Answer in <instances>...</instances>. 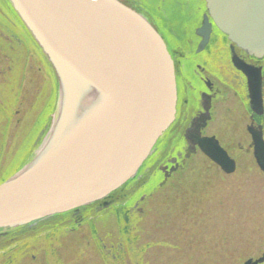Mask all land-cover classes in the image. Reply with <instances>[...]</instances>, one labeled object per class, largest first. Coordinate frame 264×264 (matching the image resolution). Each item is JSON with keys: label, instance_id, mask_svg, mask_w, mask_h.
Wrapping results in <instances>:
<instances>
[{"label": "water", "instance_id": "obj_1", "mask_svg": "<svg viewBox=\"0 0 264 264\" xmlns=\"http://www.w3.org/2000/svg\"><path fill=\"white\" fill-rule=\"evenodd\" d=\"M46 59L56 84L55 113L34 157L0 184V237L51 215L79 210L107 198L133 177L176 111L173 62L151 21L119 0H7ZM197 31L201 45L210 24L233 47L264 57V0H204ZM232 62L246 79L251 112L246 133L264 175V138L253 116L263 113L262 66ZM184 133L226 175L237 162L214 135L202 136L208 105ZM264 254L243 264H263Z\"/></svg>", "mask_w": 264, "mask_h": 264}, {"label": "rangeland", "instance_id": "obj_2", "mask_svg": "<svg viewBox=\"0 0 264 264\" xmlns=\"http://www.w3.org/2000/svg\"><path fill=\"white\" fill-rule=\"evenodd\" d=\"M49 69L0 1V180L34 152L32 144H38L50 123H43L53 102ZM227 112H218L206 132L237 161L236 171L224 175L197 153L181 172L151 192L136 185L128 195L142 200L136 207L133 234L125 238L131 244L125 259L135 264H243L264 253V175L251 152L245 151L250 141L246 112ZM155 170L145 169L140 181ZM160 179L155 175L149 183ZM113 224L98 227L105 250L123 244ZM85 229L61 231L48 246L42 241L28 251L22 246L23 258L17 264H103ZM44 233L40 227L22 238H41Z\"/></svg>", "mask_w": 264, "mask_h": 264}, {"label": "flooded vegetation", "instance_id": "obj_3", "mask_svg": "<svg viewBox=\"0 0 264 264\" xmlns=\"http://www.w3.org/2000/svg\"><path fill=\"white\" fill-rule=\"evenodd\" d=\"M119 1L124 5L134 8L137 11L143 13V15L151 21L155 29L163 37L164 43L166 44L174 62L177 98L175 119L172 125L158 140L154 147V150L152 151L146 162H149L156 157L157 151L161 148L163 141L168 135H173L174 133L180 138L184 139V131L190 126L194 118H197L199 115L204 113V108L206 105H208V113L210 119L207 122L206 129L202 131V136H210L207 134L206 130L209 128L210 123L216 120V118H219L218 112H222L224 110H228L227 113H237L239 109H242L244 112H246L249 122L251 112L248 107L246 79L241 74V72L235 70L232 65L233 52L231 51L232 46L230 41L222 32H220L216 28V26L209 18L208 24H210L211 26L208 41L204 46V49L202 48V52L196 53V50L200 46V42L202 41V38L197 34V31L203 25V16L207 14L205 10L204 0H195V2H199L202 12L200 17L196 19L195 26L194 24H189L190 26L188 27L190 29V48H194V51H192V54L189 58H187L186 56V47L184 46L185 40H178L176 37L174 38L170 35H168V37L167 32L165 31V25L167 22V15L165 13V10L169 5L171 8V12H176L177 10L174 8L177 6H173V4H171L172 2L177 3L175 2V0ZM188 18L189 16L183 17V21H186L184 23L185 26L187 25ZM234 53L244 59L246 63H250L256 66H262V79L264 82L263 60L258 61L256 59L246 57L242 52L235 49ZM253 119L255 123L262 124V122L264 121V103L262 115L253 116ZM177 126L179 128L178 133L174 131V128ZM182 132L183 135L181 134ZM182 146L185 147L186 145L183 143ZM165 162L166 163L161 167H158V169L162 173L163 178L165 176H171L175 171L181 168L183 162L185 163L184 153L180 152L176 155L175 158H171ZM127 188L128 186L126 185V188L124 186L113 196L107 197L102 201L85 207L82 215H78L77 212H69L68 214H65L66 217L68 216V219L65 218L64 221L49 220L45 223V225H43V228L47 233L43 234L42 239L47 243L48 246L51 243L50 239L54 232L48 228L59 229L63 228L62 226H65V229L73 232H81V230L86 228L88 233L87 239L91 238V241H93L92 237L94 236V232L91 231L89 227L93 229V227L96 228V225L95 223H93L92 227V223L89 222H93L91 217L92 215H94L95 218L100 217L99 222L97 223H100L102 226L109 223L119 225L121 220L130 221L132 215H134L135 211L138 210L136 207L140 200H142V197H140L138 200V198H135L134 196H129L128 193L130 192L126 190ZM129 208L130 210L126 211ZM122 212L126 213V219L125 217H123L125 214ZM116 214L118 217L115 218L114 215ZM119 214H122V216L120 217ZM112 217L114 219V222L110 220ZM75 223L78 224L76 225ZM115 230L117 231V227ZM84 232H86V230ZM29 233L30 231L24 234L23 231H11L6 235L0 237V250L3 251H1L2 254L0 255V260L3 259L1 260L2 262H0V264H13L15 261H19V258L23 255L21 254L22 252L19 253L21 250H23L22 246H24L25 248L27 247L26 251H28L31 247L25 246L24 241L28 239L22 238L25 234ZM56 235L57 234H55L54 236ZM93 242L100 253V259L103 264H135L134 260H130L129 258L125 260L123 259V261H119V255H122L123 257L124 255L127 256V254L130 252V247H124V245H111L107 250H105V247L107 246L102 243V240L99 237H95ZM18 249L21 250L16 252ZM13 252L14 254L10 255V253ZM7 253L9 254L6 255ZM260 256H262V253ZM16 257H18V259L15 260Z\"/></svg>", "mask_w": 264, "mask_h": 264}, {"label": "bare ground", "instance_id": "obj_4", "mask_svg": "<svg viewBox=\"0 0 264 264\" xmlns=\"http://www.w3.org/2000/svg\"><path fill=\"white\" fill-rule=\"evenodd\" d=\"M1 2H3V4L4 5H6V3L10 6V4L8 3V1L7 0H0ZM175 2H177V3H180V4H177V3H171V4H173V6H177V7H173L174 9H176L177 11L175 12V11H172L171 12V8H170V6L168 5L167 6V8H166V15H167V22H166V27H165V31L167 32V36L168 35H170V36H172V37H176L178 40H185V43H184V46L186 47V56H187V58H189L190 56H191V54H192V51H194V48L192 47V48H190V45H191V40L189 39L190 38V29L188 28L190 25L189 24H194V26H195V23H196V19L197 18H199L200 17V15H201V12H202V10H201V6H200V4H199V2H195V0H175ZM10 8H11V6H10ZM11 11L12 12H14L13 11V9L11 8ZM14 14H15V12H14ZM15 16H16V14H15ZM186 16H189V18H188V20H187V25L185 26L184 25V23L186 22V21H183L184 19H183V17H186ZM205 16V15H204ZM203 16V18H202V22H203V20H204V17ZM16 18H17V16H16ZM177 18H179L181 21H178V19ZM18 19V18H17ZM19 20V19H18ZM20 21V20H19ZM193 21V22H192ZM21 23V22H20ZM22 24V23H21ZM23 26V25H22ZM203 26V25H202ZM24 27V26H23ZM202 28V27H201ZM200 28V29H201ZM199 29V30H200ZM158 32V31H157ZM210 32V31H209ZM159 33V32H158ZM159 35L161 36V34L159 33ZM200 36V35H199ZM169 37V36H168ZM161 38L163 39V37L161 36ZM202 38V37H201ZM209 38V37H208ZM31 39V38H30ZM32 40V39H31ZM163 41H164V39H163ZM201 43V42H200ZM207 43V42H206ZM206 43L204 44V45H202V46H199L198 48H197V50H196V53H200V52H202V50L204 49V46L206 45ZM201 45V44H200ZM35 47H36V45H34ZM165 46H166V44H165ZM231 46L233 47L234 45H232L231 44ZM190 48V49H189ZM203 48V49H202ZM234 49L235 50H238V51H240V52H242L246 57H249V58H252V59H255V57H251V56H249V55H247V53L246 52H244V51H242L241 49H238V48H236V47H234ZM166 50L168 51V48H167V46H166ZM168 53H169V56H170V58H171V60H172V62H173V59H172V56L170 55V52L168 51ZM233 53H234V50H233ZM235 54V53H234ZM236 55V54H235ZM237 57H238V59H240V60H244V59H242L241 57H239L238 55H236ZM257 60V59H256ZM260 60H263V63H264V57L262 58V59H260ZM260 60H258V61H260ZM246 63V62H245ZM46 64H47V62H46ZM232 65H233V67H234V69L235 70H237L238 71V69L234 66V64H233V62H232ZM173 67H174V62H173ZM240 72V71H239ZM174 75H175V68H174ZM55 105L57 106V101L54 103V109H53V113H55V109H56V107H55ZM54 115V114H53ZM52 120H53V116H52V119H51V121H50V123H49V125H48V127L50 128V125H51V123H52ZM209 129V128H208ZM211 129V128H210ZM263 129V131H264V128H262ZM49 130V129H48ZM48 130H45L44 131V133H43V135H42V137L40 138V140L37 142L38 144L34 147L33 146V144H32V149H34V152L32 153V154H30V155H27V158L25 159V161H24V164L22 165V167L26 164V163H28L33 157H34V154H35V152L38 150V148L40 147V145H42V143H43V140H44V138H45V136L47 135V133L49 132ZM187 130V129H186ZM185 130V131H186ZM174 131L176 132V133H178V131H179V128H178V126L177 127H175L174 128ZM185 131H184V133H185ZM41 134V133H40ZM182 135H183V132L181 133ZM173 135H175V136H173ZM173 135L172 134H170V135H168L166 138H165V140L163 141V144L161 145V148L157 151V155H156V157L154 158V159H152L151 161H149V162H145L143 165H142V167H140L139 168V170L137 171V173L133 176V177H131L130 178V180H128L127 182H126V184H127V186H128V189H129V192L130 193H134L137 189H136V185H138V184H141V186L143 185V191H145L146 189H147V191L146 192H151L152 190H154L155 189V187L156 186H160V185H163V184H165L166 183V181L167 180H169L171 177H173V176H175V174H177V172H181V170L185 167V164H186V161L189 159V158H191L192 156H195L197 153L199 154H202L200 151H199V149H196V151L195 152H193V153H191L190 151H189V149H188V144H187V142H186V140H185V138L183 139V138H180L178 135H176V134H174L173 133ZM184 136V135H183ZM37 139H38V136L36 137ZM264 138V137H263ZM28 142V141H27ZM27 142H24V145L27 143ZM185 144L186 146L184 147V146H182V144ZM28 148V147H27ZM245 148V146L243 147V149ZM180 152H183L184 153V157H185V163L183 162V164L181 165V168L180 169H178L177 171H175L171 176H169V177H162V173H161V171L158 169V167H161L163 164H165L166 162L165 161H167V160H169V159H171V158H175L176 157V155L178 154V153H180ZM163 156V157H162ZM231 157V156H230ZM162 158V159H161ZM160 159H161V161H160ZM236 161V160H235ZM237 162V161H236ZM158 164H159V166H158ZM156 168V170L154 171V173L152 174V171H151V175L149 174V176L150 177H148V180H141L140 181V179H141V177H142V172H144V170L146 169V172L148 171V169H153V168ZM223 173V172H222ZM224 174V173H223ZM155 175H159V177H161V179H160V182L159 183H157V182H154L153 184H152V182L151 183H149V181H151V180H149V178H151L152 180L154 179V177H155ZM224 175H226V174H224ZM163 178V179H162ZM152 184V185H151ZM151 185V187H149ZM149 187V188H148ZM117 193V191H115L114 193H112V194H110L108 197H111V196H113L114 194H116ZM146 194V193H145ZM103 200V199H102ZM101 200V201H102ZM100 201V200H99ZM99 201H97V202H99ZM97 202H94V203H97ZM135 202V201H134ZM133 202V203H134ZM94 203H92V204H94ZM132 203V204H133ZM92 204H90V205H92ZM87 206H89V205H87ZM86 205L85 206H83V207H81L79 210H75V211H71L70 213H72V212H77V214L78 215H82V213H83V210L85 209V207H87ZM131 208V207H130ZM130 208L128 209V210H126V211H129L130 210ZM79 212V213H78ZM65 214H67V213H64V214H55V215H51L48 219H46V221H45V223L46 222H48L49 220H53V221H64L65 220V218L66 219H68V216L66 217V215ZM115 214V213H114ZM124 214L126 215V213L124 212ZM115 216V218L116 217H118L117 216V214L116 215H114ZM134 216H135V213H134V215H132V218L130 219V221L129 220H121L120 221V223H119V225H116V224H114L112 227H113V230L114 229H116V227H117V231H118V235H119V237H120V239L122 240V243H123V245H124V247H129V245H131L130 243H128V241H126L125 240V238H130L131 236H132V234H133V224H134ZM92 217V220H93V222L92 221H89V222H91L92 223V227H93V223H95V225H96V228H94L93 227V229L91 228V227H89V229H91V231H93L94 233H93V241H94V238L96 237H102V234H101V232H100V230L98 229V227L99 226H102L100 223L98 224L97 222H99V218H95V216L94 215H92L91 216ZM129 217H130V215H129ZM45 223H43V224H40V225H35V226H23V227H21V228H19V229H16V230H19V231H23V234L24 233H27L28 231H30V232H32V231H34L36 228H40V227H43V225H45ZM76 225L78 224V223H75ZM63 228H59V229H52V228H48V229H51L52 231H54L53 232V234H52V236H54L55 234H60V232L61 231H65V230H67V229H65L66 227L65 226H62ZM86 230V229H85ZM37 233V232H36ZM86 234H87V231L85 232ZM100 233V234H99ZM40 236V235H39ZM38 236V237H39ZM52 236H51V238H52ZM101 239V238H100ZM41 242L42 241V243L44 244V243H46V242H44V240L42 239V236H41V238H37V235L36 236H34V237H32V238H30V239H28V240H26V241H24V245L25 246H35V245H37L38 244V242ZM127 242V243H126ZM47 244V243H46ZM129 244V245H128ZM3 252V251H2ZM132 254H134V252H131ZM9 253H7L6 255H8ZM12 254H14V252L13 253H10V255H12ZM9 255V256H10ZM260 257V256H259ZM23 258V256H21L20 258H19V261L21 260ZM258 258V257H257ZM16 259H18V257H16L15 258V260ZM123 259L125 260V257H123L122 255H119V261L121 260V261H123ZM14 260V261H15ZM19 261H15L13 264H17Z\"/></svg>", "mask_w": 264, "mask_h": 264}, {"label": "trees", "instance_id": "obj_5", "mask_svg": "<svg viewBox=\"0 0 264 264\" xmlns=\"http://www.w3.org/2000/svg\"><path fill=\"white\" fill-rule=\"evenodd\" d=\"M2 4H3V2H1ZM3 7L5 8V10L7 11V13L10 15V17L12 18V20H13V22H14V24L16 25V27L17 28H19V29H21L22 30V32H23V38L24 39H28V41H29V43L30 44H32V46L34 47V49L38 52V54H39V56H40V58L45 62V65L48 67V65L46 64V61H45V59L43 58V56L41 55V53H40V51L38 50V48L37 47H35L34 45V43H33V41L30 39V37H29V35H28V33L26 32V30L24 29V27L22 26V24L20 23V21L16 18V16H15V14H14V12H12L11 11V8H10V6L6 3V5H4L3 4ZM25 35V36H24ZM26 37V38H25ZM49 68V67H48ZM49 72H50V75L51 76H53L52 75V73H51V71H50V69H49ZM52 80H53V102H52V106L50 107V111H49V114H48V116L46 117V119H45V121L43 122V123H48L49 122V120L51 119V114H52V112H53V109H54V103H55V83H54V79H53V77H52ZM43 123H42V125H43ZM40 131H41V129H40ZM25 161V160H24ZM24 161L22 162V163H20L19 165H18V167L14 170V171H12L9 175H7L6 177H4L3 179H1L0 180V183L1 182H3L5 179H7L9 176H11L14 172H16L23 164H24ZM122 213H124V212H122ZM119 216L121 217L122 216V214H119ZM123 217H125V219H126V215H124ZM13 231H19V230H13ZM21 249H18L16 252H18V251H20ZM15 252V253H16Z\"/></svg>", "mask_w": 264, "mask_h": 264}]
</instances>
